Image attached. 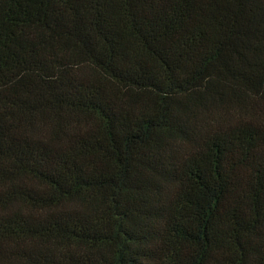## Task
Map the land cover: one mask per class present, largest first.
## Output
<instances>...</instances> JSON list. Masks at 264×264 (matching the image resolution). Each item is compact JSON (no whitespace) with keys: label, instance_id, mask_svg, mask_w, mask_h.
<instances>
[{"label":"trees","instance_id":"obj_1","mask_svg":"<svg viewBox=\"0 0 264 264\" xmlns=\"http://www.w3.org/2000/svg\"><path fill=\"white\" fill-rule=\"evenodd\" d=\"M0 264H264V0H0Z\"/></svg>","mask_w":264,"mask_h":264}]
</instances>
